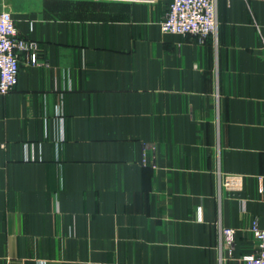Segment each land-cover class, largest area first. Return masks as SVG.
<instances>
[{
    "label": "crops",
    "instance_id": "0c3cea01",
    "mask_svg": "<svg viewBox=\"0 0 264 264\" xmlns=\"http://www.w3.org/2000/svg\"><path fill=\"white\" fill-rule=\"evenodd\" d=\"M170 0H0V264H235L264 228V0H217V42ZM219 174L242 176L238 190ZM220 227L235 229L230 248ZM222 259V260H221ZM221 260V262H220Z\"/></svg>",
    "mask_w": 264,
    "mask_h": 264
},
{
    "label": "built area",
    "instance_id": "2783aa9c",
    "mask_svg": "<svg viewBox=\"0 0 264 264\" xmlns=\"http://www.w3.org/2000/svg\"><path fill=\"white\" fill-rule=\"evenodd\" d=\"M217 0H170L159 25L163 33L192 35L199 44L207 38L217 42L218 21ZM38 42L18 35L14 20L8 10L0 11V94H6L17 82L20 55L26 54L31 64L36 62ZM220 187L232 192L238 190L242 176L218 172ZM257 242L255 253L237 258L235 264H264V228L256 223L251 227ZM235 229L220 227L218 246L230 248L234 241ZM222 260V259H221ZM220 260V262H221Z\"/></svg>",
    "mask_w": 264,
    "mask_h": 264
}]
</instances>
